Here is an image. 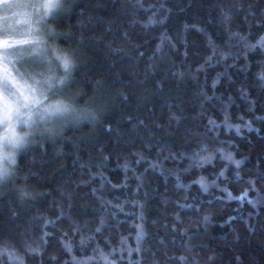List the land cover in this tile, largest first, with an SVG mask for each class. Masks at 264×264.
Returning a JSON list of instances; mask_svg holds the SVG:
<instances>
[{
  "label": "trees",
  "instance_id": "obj_1",
  "mask_svg": "<svg viewBox=\"0 0 264 264\" xmlns=\"http://www.w3.org/2000/svg\"><path fill=\"white\" fill-rule=\"evenodd\" d=\"M61 3L0 264H264V0Z\"/></svg>",
  "mask_w": 264,
  "mask_h": 264
},
{
  "label": "snow or ice",
  "instance_id": "obj_2",
  "mask_svg": "<svg viewBox=\"0 0 264 264\" xmlns=\"http://www.w3.org/2000/svg\"><path fill=\"white\" fill-rule=\"evenodd\" d=\"M0 8L5 13L0 17V125L5 128L3 137H0V148L11 145L15 149L26 143L27 137L16 134L13 119L16 124H29L34 114L38 120L46 121L69 111L63 103L45 106L48 93L64 84L65 80L53 83L51 78L32 71L34 66L46 59L45 51L38 47L39 41L31 38V33L18 32L19 25L31 23L32 13L25 9H33L35 12L43 10L44 17H49L58 14L62 3L61 0H43L39 4L0 0ZM9 12L11 15H8ZM56 58L62 60V67L67 73L71 60L67 56ZM22 116H27V119L22 120ZM5 160L14 164V154L5 152L0 156V183L10 174L9 168L3 165ZM3 251L7 252V249ZM10 258L19 259L14 256Z\"/></svg>",
  "mask_w": 264,
  "mask_h": 264
},
{
  "label": "rangeland",
  "instance_id": "obj_3",
  "mask_svg": "<svg viewBox=\"0 0 264 264\" xmlns=\"http://www.w3.org/2000/svg\"><path fill=\"white\" fill-rule=\"evenodd\" d=\"M15 2H22V3H42L43 0H15ZM16 11V10H13ZM25 11H29L32 13L31 16V23L29 24H22L18 26V32L21 34H28L31 33V38L36 39L39 41V45L38 47H40L41 49H43L45 51L46 54V59H44L42 61V63H40L37 66H34L32 71L36 72V73H42L43 76L45 78H51V80H53V74L54 72H51V66L52 63L57 65L58 67L62 66L61 60H58L56 57L59 56L57 55L58 53H52L51 56V52L50 50L47 48L48 45L46 43V40L44 39L43 35H44V27H43V20L45 19L44 14H43V10H40L39 12H35L33 9H25ZM5 13L3 12V9L0 8V17H2ZM8 15H11V12L8 13ZM2 38V37H0ZM17 38H23L22 36H18ZM29 47H33V46H29ZM50 52V53H49ZM54 59L52 60V58H50V56ZM60 57V56H59ZM52 74V75H49ZM39 79V77H37ZM49 104L46 102L45 106H48ZM24 111V110H22ZM22 120L27 119V116H22L21 117ZM40 120H38V118L36 117V115H33V121L30 122L29 124H16L15 119H13V124L15 126V132L18 136L21 137H25V135H27L31 128L36 124V122H38ZM4 131L5 128L4 126L0 125V137H3L4 135ZM9 134H11V131L9 130ZM19 148V147H18ZM18 148H13L11 145H5L3 148H0V156L3 155V153L7 152L9 154H15V151ZM7 160L3 161V165L5 166L7 164Z\"/></svg>",
  "mask_w": 264,
  "mask_h": 264
},
{
  "label": "clouds",
  "instance_id": "obj_4",
  "mask_svg": "<svg viewBox=\"0 0 264 264\" xmlns=\"http://www.w3.org/2000/svg\"><path fill=\"white\" fill-rule=\"evenodd\" d=\"M9 163H11V161L9 160Z\"/></svg>",
  "mask_w": 264,
  "mask_h": 264
}]
</instances>
